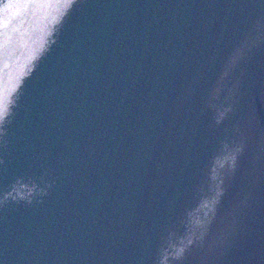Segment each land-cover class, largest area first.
Listing matches in <instances>:
<instances>
[{
  "label": "water",
  "instance_id": "water-1",
  "mask_svg": "<svg viewBox=\"0 0 264 264\" xmlns=\"http://www.w3.org/2000/svg\"><path fill=\"white\" fill-rule=\"evenodd\" d=\"M0 264H264V0H0Z\"/></svg>",
  "mask_w": 264,
  "mask_h": 264
},
{
  "label": "snow or ice",
  "instance_id": "snow-or-ice-1",
  "mask_svg": "<svg viewBox=\"0 0 264 264\" xmlns=\"http://www.w3.org/2000/svg\"><path fill=\"white\" fill-rule=\"evenodd\" d=\"M221 195V197L223 196V192L220 194Z\"/></svg>",
  "mask_w": 264,
  "mask_h": 264
}]
</instances>
